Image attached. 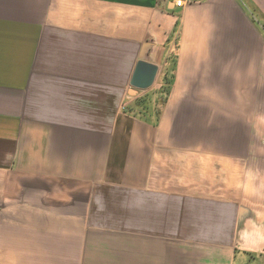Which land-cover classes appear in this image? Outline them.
<instances>
[{"label": "crops", "instance_id": "0c3cea01", "mask_svg": "<svg viewBox=\"0 0 264 264\" xmlns=\"http://www.w3.org/2000/svg\"><path fill=\"white\" fill-rule=\"evenodd\" d=\"M0 264H264V0H0Z\"/></svg>", "mask_w": 264, "mask_h": 264}, {"label": "trees", "instance_id": "16d2710c", "mask_svg": "<svg viewBox=\"0 0 264 264\" xmlns=\"http://www.w3.org/2000/svg\"><path fill=\"white\" fill-rule=\"evenodd\" d=\"M175 68H170L165 77L162 87L156 92H148L144 96L138 97L136 99L135 106L140 113L147 112L150 113L154 110L158 117L161 115L162 108L167 103L169 98L171 88L174 82Z\"/></svg>", "mask_w": 264, "mask_h": 264}, {"label": "water", "instance_id": "95a60500", "mask_svg": "<svg viewBox=\"0 0 264 264\" xmlns=\"http://www.w3.org/2000/svg\"><path fill=\"white\" fill-rule=\"evenodd\" d=\"M158 73V66L141 60L137 63L131 79V86L138 91L149 90L155 85Z\"/></svg>", "mask_w": 264, "mask_h": 264}, {"label": "built area", "instance_id": "2783aa9c", "mask_svg": "<svg viewBox=\"0 0 264 264\" xmlns=\"http://www.w3.org/2000/svg\"><path fill=\"white\" fill-rule=\"evenodd\" d=\"M167 2L172 3L176 8H184L189 0H167Z\"/></svg>", "mask_w": 264, "mask_h": 264}, {"label": "rangeland", "instance_id": "374dc122", "mask_svg": "<svg viewBox=\"0 0 264 264\" xmlns=\"http://www.w3.org/2000/svg\"><path fill=\"white\" fill-rule=\"evenodd\" d=\"M159 90V89H158ZM157 89L155 90V91H152V92H156V91H158ZM151 92V91H150ZM146 94V93H145ZM145 94H143L142 96H144Z\"/></svg>", "mask_w": 264, "mask_h": 264}]
</instances>
